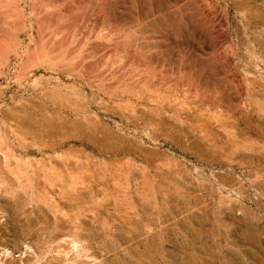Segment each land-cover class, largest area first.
Masks as SVG:
<instances>
[{
	"label": "rangeland",
	"instance_id": "obj_1",
	"mask_svg": "<svg viewBox=\"0 0 264 264\" xmlns=\"http://www.w3.org/2000/svg\"><path fill=\"white\" fill-rule=\"evenodd\" d=\"M0 264H264V0H0Z\"/></svg>",
	"mask_w": 264,
	"mask_h": 264
}]
</instances>
